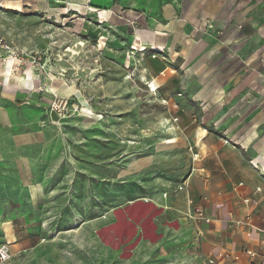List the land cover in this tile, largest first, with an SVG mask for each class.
<instances>
[{
    "label": "rangeland",
    "instance_id": "374dc122",
    "mask_svg": "<svg viewBox=\"0 0 264 264\" xmlns=\"http://www.w3.org/2000/svg\"><path fill=\"white\" fill-rule=\"evenodd\" d=\"M21 2L0 3V37L9 46L0 57L33 110L25 111L31 122L9 134L36 141L21 149L25 190H0V218H12L24 239L23 250L2 264H193L190 234L177 236V219L164 216L152 230L160 209L146 200L181 190L178 181L203 150L202 127L248 113L257 119L242 107L259 102L258 81L217 71L219 93L193 104L196 81L180 61L135 48V16L111 25L97 13L51 9L60 0H44L48 12L42 0ZM27 69L28 84L17 78ZM52 102L61 110L56 119Z\"/></svg>",
    "mask_w": 264,
    "mask_h": 264
},
{
    "label": "crops",
    "instance_id": "0c3cea01",
    "mask_svg": "<svg viewBox=\"0 0 264 264\" xmlns=\"http://www.w3.org/2000/svg\"><path fill=\"white\" fill-rule=\"evenodd\" d=\"M60 1L63 4L51 9L97 13L106 24L117 25L116 21L135 16V22L125 23L135 24L130 29L135 36V48L142 44L154 50V54L165 55L167 62L180 61L183 74L187 71L188 77L196 81L193 104L219 93L214 75L217 71H225L223 77L258 81L259 102L254 108L248 104L242 107L243 111H257V119H251L249 113L239 119H222L218 123L227 128L225 134L219 132V124H210L211 131L202 127L205 134L200 142L204 147L202 150L199 145L197 161L193 160L192 169L178 181L181 190L146 201L160 209L158 215L152 214V230L157 231V219L164 216L169 222L177 219V236L186 240L190 234L196 248L191 258L193 264L260 261L259 256L250 257L245 250L261 252L259 245L264 240V0H163L159 6H151L152 10L151 0ZM42 2V10L48 9ZM0 3L11 7L22 5L21 0H0ZM100 12L108 13L109 18H102ZM8 69L7 60L0 57V190L24 191L25 155L21 149L27 139L35 142L36 138L9 134V129L28 125L31 121L26 119L25 111L33 110L24 100V91L11 84L12 71ZM213 77L214 81H210ZM29 79L27 74L22 80L28 84ZM236 88L237 85L233 90ZM83 110L88 113L87 108ZM10 159L16 165V179L10 177L13 174ZM257 187L260 192H256ZM39 188V184L29 186L33 192ZM246 215L253 228L234 223ZM166 226L170 228L169 223ZM2 244L8 245L11 255L23 250L24 239L12 218H0Z\"/></svg>",
    "mask_w": 264,
    "mask_h": 264
},
{
    "label": "built area",
    "instance_id": "2783aa9c",
    "mask_svg": "<svg viewBox=\"0 0 264 264\" xmlns=\"http://www.w3.org/2000/svg\"><path fill=\"white\" fill-rule=\"evenodd\" d=\"M101 22V21H98ZM0 47H4L5 49H8L9 46L7 45L6 41L0 37ZM142 49H144V47H142ZM15 56H17V53L15 54ZM51 110L55 111L56 114H60L61 110L59 109L58 106H56V104L54 102L51 103L50 106ZM261 189L259 187L256 188V192H260ZM248 202H253L255 203V199H245ZM201 215V213H199ZM234 223L236 225H241V226H248L249 228H253V226L251 225V221L249 220V215H246L243 219L240 220H235ZM251 233V229L249 231L246 232L247 236H250ZM260 250L261 252H256L255 250L252 249H246L245 252L250 256V257H254V256H259L260 257V261L256 262H250V264H264V240H262L260 242ZM11 257V253L9 250V247L7 244H2L0 245V264L4 263L5 261H7L9 258ZM212 260H208V263H211Z\"/></svg>",
    "mask_w": 264,
    "mask_h": 264
},
{
    "label": "bare ground",
    "instance_id": "6f19581e",
    "mask_svg": "<svg viewBox=\"0 0 264 264\" xmlns=\"http://www.w3.org/2000/svg\"><path fill=\"white\" fill-rule=\"evenodd\" d=\"M27 74H29V71H28V69L26 70V72L24 73V75L22 76L21 74H19L18 76H19V78L22 80H25V78H26V76H27Z\"/></svg>",
    "mask_w": 264,
    "mask_h": 264
},
{
    "label": "water",
    "instance_id": "95a60500",
    "mask_svg": "<svg viewBox=\"0 0 264 264\" xmlns=\"http://www.w3.org/2000/svg\"><path fill=\"white\" fill-rule=\"evenodd\" d=\"M50 116H51L52 119H56L57 118L56 112L53 111V110H51Z\"/></svg>",
    "mask_w": 264,
    "mask_h": 264
},
{
    "label": "trees",
    "instance_id": "16d2710c",
    "mask_svg": "<svg viewBox=\"0 0 264 264\" xmlns=\"http://www.w3.org/2000/svg\"><path fill=\"white\" fill-rule=\"evenodd\" d=\"M207 130L211 131L209 128H206Z\"/></svg>",
    "mask_w": 264,
    "mask_h": 264
}]
</instances>
